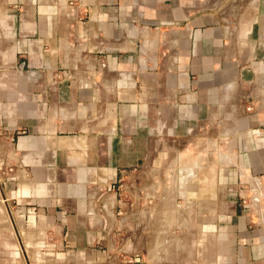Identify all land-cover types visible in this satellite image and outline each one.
<instances>
[{
  "label": "crops",
  "instance_id": "0c3cea01",
  "mask_svg": "<svg viewBox=\"0 0 264 264\" xmlns=\"http://www.w3.org/2000/svg\"><path fill=\"white\" fill-rule=\"evenodd\" d=\"M263 182L264 0H0V264H264Z\"/></svg>",
  "mask_w": 264,
  "mask_h": 264
},
{
  "label": "rangeland",
  "instance_id": "374dc122",
  "mask_svg": "<svg viewBox=\"0 0 264 264\" xmlns=\"http://www.w3.org/2000/svg\"><path fill=\"white\" fill-rule=\"evenodd\" d=\"M67 64L69 67H71V65L73 63L68 62ZM102 65H104V64H102ZM152 191L153 190H150V191L145 192V194H140V195L143 197H146V198H150V196L153 197V195L151 194ZM140 195L136 192L135 193L136 198H131V200H130L133 202V203L131 202V204H130L131 205L130 210L134 209V211H133L134 220L127 222V224H129V225L128 226L126 225V229H127V230H125L126 232H124V231H123L124 233L120 232L125 236L129 233L128 234L129 243L131 245L134 244L136 246L138 244V239H139L138 233H140L144 229L147 231H149V230L153 231L154 229H157V230L161 229L160 225H161V223H164V221L161 222V220H155V219H153V217L149 218L148 215L145 214V210H144L145 208L147 209V211H149V209H151V208H148V204H144V207L141 206L142 208L140 207V209H139L138 201L140 200L139 199V197H141ZM141 200H143V199H141ZM127 208L128 207H126V209ZM176 223L177 222H173L171 224V222H169V224L172 225V229H178L179 227H181L180 223H178V224H176ZM173 227H175V228H173ZM127 231H129V232L127 233ZM125 236H124V238H122V240L126 238ZM146 239H147V244H150V243L153 244L154 243L153 235L150 238L147 236ZM161 239H162L164 244H169L170 242H173L174 237H173V235H170V236L166 235L164 238H159L158 240H156V243L160 242ZM141 240H143V238H141ZM149 240H150V242H148Z\"/></svg>",
  "mask_w": 264,
  "mask_h": 264
},
{
  "label": "built area",
  "instance_id": "2783aa9c",
  "mask_svg": "<svg viewBox=\"0 0 264 264\" xmlns=\"http://www.w3.org/2000/svg\"><path fill=\"white\" fill-rule=\"evenodd\" d=\"M250 109L251 107H246V110ZM248 192L249 194L247 195ZM240 202L243 209L256 208L255 213L257 215L259 212V204H264V182L259 186L258 189L242 188Z\"/></svg>",
  "mask_w": 264,
  "mask_h": 264
}]
</instances>
